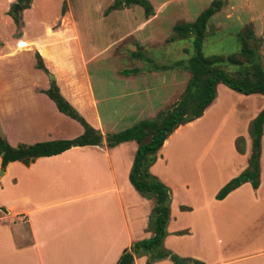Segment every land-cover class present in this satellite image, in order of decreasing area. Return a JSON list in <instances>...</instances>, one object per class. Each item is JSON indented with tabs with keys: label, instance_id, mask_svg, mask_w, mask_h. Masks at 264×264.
I'll list each match as a JSON object with an SVG mask.
<instances>
[{
	"label": "crops",
	"instance_id": "0c3cea01",
	"mask_svg": "<svg viewBox=\"0 0 264 264\" xmlns=\"http://www.w3.org/2000/svg\"><path fill=\"white\" fill-rule=\"evenodd\" d=\"M18 1L0 0V136L14 147L82 133L43 93L53 81L102 140L28 166L11 162L0 171V264H115L123 249L151 237L147 221L153 201L128 181L135 142L107 148L105 136L151 119L179 100L178 68L155 70L146 55L172 35L156 39L147 31L160 14L152 7V16L143 15L129 32L97 48L78 28L69 5L61 13V4L51 16L48 0H31L23 9L20 5L15 23L8 11ZM261 39L263 48L264 35ZM35 54L47 74L35 68ZM124 62L130 65L123 67ZM100 69L109 70L108 84ZM92 73L99 75L96 85ZM263 107V96H244L217 84L201 117L175 129L157 151L148 172L170 190L162 246L172 254L201 264H264V123L257 188L243 183L215 199L246 168L248 124ZM215 119L221 122L210 133ZM223 125L228 126L226 146L219 151L212 146ZM237 137L243 140L242 153L234 147ZM217 151L224 153L220 164L214 160ZM145 262V256L133 260ZM151 264L172 263L166 258Z\"/></svg>",
	"mask_w": 264,
	"mask_h": 264
},
{
	"label": "trees",
	"instance_id": "16d2710c",
	"mask_svg": "<svg viewBox=\"0 0 264 264\" xmlns=\"http://www.w3.org/2000/svg\"><path fill=\"white\" fill-rule=\"evenodd\" d=\"M31 0H19L22 9ZM138 6L145 18L152 16V7L147 0H114L105 13L120 7ZM12 7L8 14L17 23V13L12 14ZM220 9L219 1H211L192 22H179L172 26V36L167 42L176 40L188 41L192 53L184 60L175 61L172 65H156L155 70L173 66L188 72L189 78L184 86L179 100L169 109L159 112L155 117L140 120L116 133L105 136V146L112 148L125 141H133L136 151L128 173L131 187L145 199L153 201L148 215L147 229L151 237L134 242L129 248L123 249L115 264H133L135 257L145 256V264L162 259H169L172 264H201L188 258H180L162 246L166 235L165 226L169 218L170 190L151 176L148 168L154 163L156 153L162 143L175 129L201 117L203 111L211 104L215 97V87L222 84L229 90L247 96L258 94L264 97V69L258 59L257 45L260 39L254 37L248 28L236 35L239 49L228 56H204L201 51L202 41L206 33L208 20ZM64 5L61 6V13ZM254 42L255 48L249 45ZM35 68L46 73L39 57L35 54ZM129 74L128 71L123 72ZM51 100L56 110L66 117L76 121L82 128V133L70 140H53L31 145L18 144L11 147L0 136V171L11 162H19L28 166L37 158L58 155L71 147L99 146L102 137L98 131L90 127L77 112L61 97L53 81L43 92ZM264 123V107L248 124L250 139V154L246 168L236 177L228 180L216 193L215 199H222L227 193L243 183H249L255 190L259 183V139ZM235 150L243 152V140L237 137L234 141Z\"/></svg>",
	"mask_w": 264,
	"mask_h": 264
},
{
	"label": "rangeland",
	"instance_id": "374dc122",
	"mask_svg": "<svg viewBox=\"0 0 264 264\" xmlns=\"http://www.w3.org/2000/svg\"><path fill=\"white\" fill-rule=\"evenodd\" d=\"M114 0H48L50 8L49 14L53 16L59 10L61 4L69 5L72 14H74L78 28L82 33L90 35V39L94 40L97 48H102L108 42L118 39L120 36L129 32L138 22L142 20L143 11L138 6L127 7L126 10L120 12L124 7L112 13H105V9L113 3ZM151 7L159 9L157 19L148 26L147 31L154 32V37L158 39L163 35H172L171 28L179 22H192L194 18L203 9L208 7L211 1H219L220 9L211 17L206 24V33L202 41L201 51L204 56H228L234 54L239 49L236 35L248 28L254 37L260 39L261 42L257 45L258 59L264 69V47L262 48V35H264V0H147ZM18 5V4H14ZM12 6V9L14 7ZM20 7V5H18ZM11 9V12H12ZM170 32V34L168 33ZM123 45L130 44L131 41L125 40ZM150 47L153 50L148 51L151 62L155 65H172L175 61L184 60L191 53L190 44L188 41L176 40L173 43L167 42ZM249 45L255 48L254 42L250 41ZM121 49V48H120ZM129 48H127L128 50ZM152 55V56H151ZM145 55H143L144 57ZM129 62H134L130 59ZM124 62L123 67L130 64ZM137 64V63H136ZM139 64V63H138ZM143 65V64H142ZM149 67L151 64H147ZM178 68V67H177ZM174 68V69H177ZM102 71L101 81L109 83L110 72L108 69H100ZM178 77L176 76L177 85V100L182 94L184 86L189 78V74L182 68H178ZM166 74L159 75L156 80L158 82L165 78ZM93 83L96 85L97 73H92ZM155 82V81H153ZM158 84V83H157ZM176 102V101H175ZM245 105V104H243ZM169 106L163 107L164 109ZM102 114H105V106L99 105ZM221 122L215 119L210 125V133L214 131L216 123ZM227 122L223 121L222 124ZM228 126L223 125L220 129L218 139L213 142L212 147L223 148L226 146V135ZM203 139V137H202ZM224 153L216 152L215 161L221 163ZM3 258V257H2ZM5 259V257H4ZM4 262V261H3Z\"/></svg>",
	"mask_w": 264,
	"mask_h": 264
},
{
	"label": "water",
	"instance_id": "95a60500",
	"mask_svg": "<svg viewBox=\"0 0 264 264\" xmlns=\"http://www.w3.org/2000/svg\"><path fill=\"white\" fill-rule=\"evenodd\" d=\"M18 10H20V7L18 5H14L13 9H12V13H16ZM50 79H52V76H50ZM1 174V172H0Z\"/></svg>",
	"mask_w": 264,
	"mask_h": 264
}]
</instances>
